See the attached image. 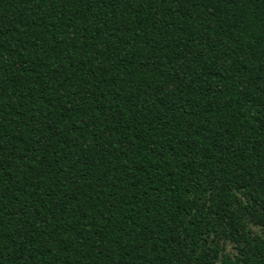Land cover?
Listing matches in <instances>:
<instances>
[{"label":"trees","instance_id":"1","mask_svg":"<svg viewBox=\"0 0 264 264\" xmlns=\"http://www.w3.org/2000/svg\"><path fill=\"white\" fill-rule=\"evenodd\" d=\"M0 264H264V0H0Z\"/></svg>","mask_w":264,"mask_h":264}]
</instances>
